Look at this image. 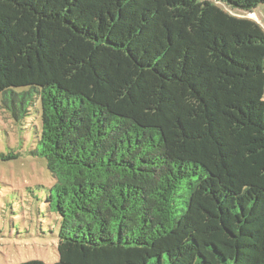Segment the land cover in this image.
I'll return each mask as SVG.
<instances>
[{
	"label": "trees",
	"instance_id": "1",
	"mask_svg": "<svg viewBox=\"0 0 264 264\" xmlns=\"http://www.w3.org/2000/svg\"><path fill=\"white\" fill-rule=\"evenodd\" d=\"M0 96L41 120L0 161L46 160L54 264H264L255 21L201 0H0Z\"/></svg>",
	"mask_w": 264,
	"mask_h": 264
},
{
	"label": "rangeland",
	"instance_id": "2",
	"mask_svg": "<svg viewBox=\"0 0 264 264\" xmlns=\"http://www.w3.org/2000/svg\"><path fill=\"white\" fill-rule=\"evenodd\" d=\"M201 1L214 2L233 15L251 19L264 30V5L245 13L233 11L218 0ZM38 128L40 133L38 115L21 126L7 109L0 108V153L7 154L11 149L29 151ZM53 180L43 158L27 155L17 161H0V264L59 261L60 219L49 211L45 199Z\"/></svg>",
	"mask_w": 264,
	"mask_h": 264
}]
</instances>
